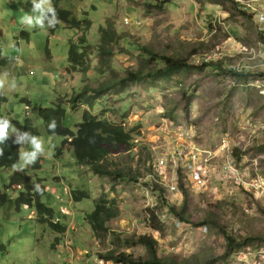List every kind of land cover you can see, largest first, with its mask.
Instances as JSON below:
<instances>
[{
  "label": "rangeland",
  "instance_id": "obj_1",
  "mask_svg": "<svg viewBox=\"0 0 264 264\" xmlns=\"http://www.w3.org/2000/svg\"><path fill=\"white\" fill-rule=\"evenodd\" d=\"M156 1L60 0L61 8L89 19L92 25L77 30L60 24L52 34L53 23L41 24L43 11L52 7L50 0H0V60H9L0 66V102L7 99L0 126L6 125L5 133L18 137L29 119L38 133L33 143L20 149L16 166L0 169L2 183L9 184L17 171L43 179L38 185L46 191L41 201L67 224L66 233L58 235L37 221L34 209L23 206L17 211L15 199L21 189L10 190L11 202L0 212V248H8L0 253V264H113L98 258L111 250L147 258L145 247L125 246L126 238L139 235L156 239L159 256L193 262L222 256L226 248L223 232L240 240L253 236L254 248L249 252L264 247L261 192H246L221 169L224 154L233 153L238 168H247V179H264V36L255 17L244 10L242 3L247 0H171L161 10L153 7ZM233 2L248 15H241ZM25 14L28 19L22 23ZM102 28L127 36L113 45L110 65L101 73L100 55L95 52L87 74H68L69 44L84 33L91 46L97 45ZM23 31L30 39L20 37ZM142 46L187 58L189 65L196 64L191 54L194 49L196 55L213 52L210 55L217 61L212 62L220 61L223 70L241 66L242 73L249 75L236 80L220 75L216 67H195L122 88L117 81L127 75L126 70L149 72L164 67L160 61L148 63ZM108 81L112 89L96 101L92 112L125 126L134 140L128 152L108 157V167L115 175L99 177L76 161L68 145L59 152L65 139L46 133L39 110L52 107L58 95ZM65 108L64 127L77 130L89 108L79 105L73 110L68 103ZM193 151L203 164L211 156L208 181L201 186L192 183L188 172ZM36 156L42 168L30 171ZM128 174L136 180L123 178ZM154 183L165 192L156 190ZM73 190L85 191L89 198L76 202ZM100 197L115 201L117 217L106 223L107 233L95 238L86 217ZM185 198L188 223L170 211L171 206L181 208ZM153 215L164 225L161 231L152 229ZM57 237L59 243L53 247ZM215 264L244 263L231 257Z\"/></svg>",
  "mask_w": 264,
  "mask_h": 264
},
{
  "label": "trees",
  "instance_id": "obj_2",
  "mask_svg": "<svg viewBox=\"0 0 264 264\" xmlns=\"http://www.w3.org/2000/svg\"><path fill=\"white\" fill-rule=\"evenodd\" d=\"M50 1L52 7L43 11L41 15V24L50 25L53 23L51 28L52 34L55 33L60 24L65 25L66 28L77 30H88L91 27L92 22L89 19H80L72 11L61 8L60 0ZM170 2L171 0H157L153 7L161 10ZM233 4L241 15H248L247 12L241 9V6L237 2H233ZM80 14L82 16L87 15L86 13ZM20 37L29 39V33L23 31L20 33ZM126 37L127 36L119 35L118 32L112 28H102L101 42L91 46L87 35L82 33L76 40L69 44L68 74H87L88 71L91 70L92 56L95 55V52L100 55L99 64L100 68H103L101 70V73H103L102 71L110 65V58L114 55L113 45L118 44L122 39H126ZM1 38L2 33L0 30V41ZM142 50L149 56L148 63L160 61L163 63L164 67L162 69L154 68L149 72L142 69L137 71L126 70L127 75L118 80L117 85L124 88L130 84L142 82L149 77L172 76L185 69H192L195 67L200 69L216 67L217 70L221 71L220 75L232 77L236 80H241L249 75L231 70H223L220 61L204 64V66H195L189 65L187 58L157 53L147 46H142ZM197 51L198 50L194 49L191 54L195 56ZM0 58H2L1 52ZM8 64L9 60L7 58L0 60V66H6ZM112 87L113 85L110 81L104 82L98 87L85 85L80 90L74 91L70 95H58L56 103H54L52 107L41 108L39 110V115L45 124L46 133L49 135L61 136L65 139L59 152L61 153L64 146L68 145V147L72 149L76 161L80 165L89 167V169L99 177L115 175V172H112L108 167V157L128 152L134 140L131 131L125 126L115 124L92 112L96 101L105 96ZM6 101L7 99L4 97L0 102V122L2 119V104ZM65 103H68L73 110L77 109L79 105L89 108L84 111L82 122L76 126L77 130L64 127L63 125L67 115ZM190 105L191 98L189 97L187 106L189 107ZM166 117L174 119L173 115L167 114ZM37 136L38 133L34 130L31 120L29 119H26L20 136L17 137L11 133H5L3 136H0V152H2V154H0V169H10L16 166L20 161V149L28 143H33ZM238 153L239 152L236 151L235 155H239ZM41 168V158L38 156L34 157L29 165V170L38 171ZM123 178L136 180V178L130 174L123 176ZM43 181V179L29 175L25 171H17L11 176L9 184L3 186L0 176V212L11 202L9 196L10 190L19 187L21 193L15 199L17 211H20L23 206L34 209L39 223L46 225L54 233L63 235L67 231V224L57 217L59 215L55 214L52 208L41 201L46 191L39 188L38 185H42ZM154 186L156 190L165 192L164 188L158 184L154 183ZM180 187L184 191L185 197H187L188 192L184 189L181 180ZM72 197L76 202H79L84 198H89V194L85 191L73 190ZM186 203L187 198H185L181 208L178 209L176 206H171L170 211L177 215L183 222L188 223L189 219L185 214L187 207ZM115 204L114 200L108 201L105 197H100L96 202L95 210L86 217L95 238H100L103 233H107L108 227L106 223L117 217L114 208ZM55 219H57V222ZM151 221L153 230H162L164 225L159 221L157 216L153 215ZM211 222L215 224V227L221 229L216 220H212ZM223 236L226 239L224 254L218 258L211 257L202 262H193L190 259L179 260L172 256H159L158 243L156 239L150 235L133 236L131 238H126L124 242L127 248H133L136 245L145 247L148 252L147 258H135L131 253L115 250L100 254L98 258L104 261H111L113 264H215L220 259L227 262L228 258H231L238 251L254 248L253 244L255 242L253 236L241 240L235 236L227 235L225 232H223ZM58 243L59 238L57 237L53 243V247ZM7 250V246H2L0 248V253L7 252Z\"/></svg>",
  "mask_w": 264,
  "mask_h": 264
},
{
  "label": "built area",
  "instance_id": "obj_3",
  "mask_svg": "<svg viewBox=\"0 0 264 264\" xmlns=\"http://www.w3.org/2000/svg\"><path fill=\"white\" fill-rule=\"evenodd\" d=\"M242 3V2H241ZM244 5V10L248 11L255 17L258 26L259 32H261L264 36V0H247L242 3ZM264 46V43L262 44ZM213 53V52H212ZM210 53V54H212ZM210 54H199L195 57V65H204L209 62H212L214 59ZM217 61V60H216ZM193 65V64H192ZM229 69L234 72L242 73L243 69L241 66H229ZM227 144H223V149L226 150ZM180 150L184 152L183 146H181ZM233 152V150H232ZM199 154L195 151L191 152L190 164H189V173L192 179V183L194 185H203L207 180L208 173V162L211 159V156H207L206 163L203 164L199 161ZM230 157L232 160H230ZM163 162L160 163V169H162ZM240 165L235 161L233 153L231 156L228 154L223 156V167L222 171L225 173L227 179L233 181L235 185L242 186L243 189L251 194L255 192H261L262 197L264 198V179L256 177V178H248L247 170L244 168H238ZM176 190L178 189L176 185H174ZM180 224L181 222L176 221V224ZM183 223V222H182ZM234 260L242 262L244 264H264V247L254 249L253 251H248L247 249H243L241 251L236 252L233 256Z\"/></svg>",
  "mask_w": 264,
  "mask_h": 264
},
{
  "label": "clouds",
  "instance_id": "obj_4",
  "mask_svg": "<svg viewBox=\"0 0 264 264\" xmlns=\"http://www.w3.org/2000/svg\"><path fill=\"white\" fill-rule=\"evenodd\" d=\"M38 7V6H37ZM33 11H35V9L33 10ZM28 19V15L27 14H25V16L23 17V19H22V23L25 21V20H27ZM37 22H39V20L37 21ZM0 86H2V82H0ZM5 129H6V125H4V126H0V136H3L4 134H5ZM38 147V146H37ZM0 154H2V152H0Z\"/></svg>",
  "mask_w": 264,
  "mask_h": 264
},
{
  "label": "crops",
  "instance_id": "obj_5",
  "mask_svg": "<svg viewBox=\"0 0 264 264\" xmlns=\"http://www.w3.org/2000/svg\"><path fill=\"white\" fill-rule=\"evenodd\" d=\"M30 37V36H29ZM30 39V38H29ZM52 57V56H51ZM68 68V67H67ZM73 76V74H71ZM71 80V79H70Z\"/></svg>",
  "mask_w": 264,
  "mask_h": 264
},
{
  "label": "bare ground",
  "instance_id": "obj_6",
  "mask_svg": "<svg viewBox=\"0 0 264 264\" xmlns=\"http://www.w3.org/2000/svg\"><path fill=\"white\" fill-rule=\"evenodd\" d=\"M202 66V65H201ZM263 78V77H262ZM263 84V83H262ZM202 161V160H201ZM247 169V168H246ZM189 172V171H188ZM248 172V171H247Z\"/></svg>",
  "mask_w": 264,
  "mask_h": 264
}]
</instances>
